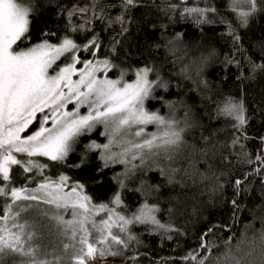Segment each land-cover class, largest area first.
<instances>
[{
  "label": "snow or ice",
  "instance_id": "snow-or-ice-1",
  "mask_svg": "<svg viewBox=\"0 0 264 264\" xmlns=\"http://www.w3.org/2000/svg\"><path fill=\"white\" fill-rule=\"evenodd\" d=\"M121 2L125 10L138 4V0ZM96 4L97 0H88L86 4H74L66 9L72 33L89 31L92 20L103 18L95 11ZM157 7L169 19L178 15L201 27L226 24L228 30L222 35L230 38L233 51L240 53L243 44L237 29L246 28L250 18L264 12V0H227L226 11L234 20L221 14L215 0H161ZM34 12L32 0H0V200H3L0 205V264H6L8 257L19 258L13 264H90L97 257L118 256L140 244L138 234L133 231L136 225H143L167 239H172L171 233L183 234L172 219L173 215L180 214L178 197L172 198L175 205L170 201L166 209L158 201L146 199L129 215L121 207L119 193L106 203H96L82 182L66 174L53 178L46 173L50 164L39 158L63 164L76 151L80 137L102 125L101 134L106 142L93 140L86 144L81 164L73 167L83 165L89 152L99 151L100 171L117 164L124 166V171L113 177L121 188H125L126 181L133 179L137 172L146 175L152 170L159 171L172 187L188 188L189 182L205 184L210 201L223 196L225 187L221 180L224 174L217 176L212 172L213 166L206 159L208 150L186 138L192 129L200 126L191 107L183 99L166 100L159 94V90L167 91L170 86L159 67L145 63L135 69H120L118 76L109 78L108 73L117 65L107 55L97 58L103 48L98 34L80 44L72 35L61 37L49 32L39 43L21 47L31 38ZM89 12L91 17L87 15ZM77 15L84 19L73 27L72 19ZM116 21L123 25L124 18L118 16ZM182 37L183 33H176L164 38L163 43L173 57V66L187 61L176 74L210 92L208 81L196 78L202 77L209 62L218 55L217 49L212 48L196 57L184 50L177 56ZM53 39L57 42H52ZM118 43L114 40L111 45L112 56L118 55ZM261 50L264 54V46ZM81 52H87L92 59H81ZM246 59L252 72H264V62ZM224 63L241 67L235 55L228 53ZM73 76L78 78L73 79ZM204 99L215 103L218 117L234 121L232 127L236 134L228 146H239L238 162L250 166V171L236 177L229 185L232 188L229 200L232 222L238 223L239 213L243 211L252 213L255 219V207L249 208L242 201L253 195L252 177H259L261 200L264 201V137L253 157L243 143L250 139L244 133L247 123L244 101L233 97L217 101L211 95H205ZM152 100L161 102L168 109L167 113L147 107L146 102ZM69 104L73 105L72 110H68ZM82 108L87 109V114H81ZM38 113L41 114L40 127L29 133ZM149 125L155 130L148 131ZM210 139L200 136L204 144ZM181 158L185 164L178 165ZM198 164L203 171L197 168ZM13 166L30 174L25 177L26 184L17 187L12 183ZM141 185L140 190L145 191L146 197L151 192H159L161 187L147 185L143 180ZM257 207L264 208V203ZM165 212L167 220L163 218ZM195 212L193 209V214ZM259 219L258 232L249 238L247 229L252 225H245V231L235 244L232 236L220 244L210 239L217 231L231 230V225L209 224L199 235V245L190 250L183 261L186 264H264V216ZM45 231L56 238L51 250L41 243ZM218 248L223 250L216 252ZM129 259L135 262L137 254Z\"/></svg>",
  "mask_w": 264,
  "mask_h": 264
},
{
  "label": "trees",
  "instance_id": "trees-1",
  "mask_svg": "<svg viewBox=\"0 0 264 264\" xmlns=\"http://www.w3.org/2000/svg\"><path fill=\"white\" fill-rule=\"evenodd\" d=\"M86 3L88 0H32L35 12L31 17V38L20 46L42 40L45 38V33L49 32L56 33L61 37L66 34L72 35L80 44L87 42L93 34H98L103 48L97 54V58H104L107 55L117 65V68L109 72L108 76H117L120 69H135L145 63L155 64L161 69L164 78L170 81L169 89L167 91L159 90V94L163 95L166 100L183 99L191 107L196 122L200 126L192 129L186 138L190 142L199 143L200 147L208 150L206 159L213 166L212 172L217 176L223 173L221 180L225 185L223 196L213 197L210 201L209 189L205 184L198 182L193 185L189 182L188 188L172 187L167 185L159 171L152 170L148 171L146 175L137 172L133 179L126 181V187L121 188L113 177L122 173L124 166L117 164L100 171L102 162L99 159V151L89 152L87 161L83 165L73 167V165L81 164V154L85 151L86 144L93 140L98 143H104L106 140L105 136L100 133L101 129L80 137L76 151L71 153L63 164L44 159V162L50 164V168L46 170L48 175L55 178L59 174H66L72 180L82 182L85 185V191L96 203H106L119 193L122 200L121 207L128 214L139 208L146 199L149 202L158 201L161 207L166 209L170 206V201L172 205H175V200L172 198L178 197L180 214L173 215L172 219L183 233L180 235L171 233L172 239H167L159 234L150 233L143 225H136L133 231L140 238L139 245L122 251L118 256L97 257L90 264H186L182 258L199 245V235L209 224L231 225V230L217 231L210 237L218 244L229 236L233 237L232 243L235 244L245 231L247 224L252 225L247 229V236L253 237L261 228L259 218L264 216V208L257 207L264 203L261 200L262 187L259 177L251 178L253 195L242 201L249 208L255 207L256 218L253 219L252 213L243 211L239 213V222L233 223L232 208L229 203L232 188L229 185L233 179L250 171V166L238 162L236 153L239 152V146L234 148L228 146L233 135L236 134L232 127L234 121L223 116L218 117L215 103L204 99V96L211 95L217 101L227 97L244 101L247 117L244 133L250 139L243 143L254 157L261 147V137H264V72L259 70L252 72L246 57H250L256 63L264 62V54L261 50L264 46V12H258L250 18L246 28L237 29L242 36L243 50L240 53H235L230 38L222 35L228 30L226 24L218 23L201 27L191 19H180L178 15L169 19L157 7L161 0H138L136 7L127 10L123 8L121 0H97L95 11L103 18L92 20L88 25L89 31L72 33L68 27L69 20L66 9L74 4L83 5ZM215 3L226 19L234 20V17L226 11L227 0H215ZM87 15L91 17L92 13L89 12ZM118 16L124 18L123 25L116 21ZM83 19L80 15L75 16L72 19V26L75 27L82 23ZM122 28L126 31H122ZM176 33H183L182 43L179 45L181 51L177 52V56L182 55L184 50L189 53V56L196 57L212 48L217 49L218 55L209 62L202 77L196 78L208 81L210 92L176 74L187 61L185 59L173 66L171 63L173 57L163 47L164 38H170ZM114 40L119 41L116 45L118 49L116 56H112L110 51ZM52 42L57 41L53 39ZM158 44L161 46L157 47ZM226 53L235 55L236 60L240 61L241 67H237L235 64H225ZM80 57L81 59H92L87 52H81ZM147 107L153 110L159 109L162 113L168 111L157 100L148 101ZM40 115L37 114V120L29 127V133L37 128ZM37 121L38 123H36ZM98 126L100 125L96 127ZM154 130V126L149 125L148 131ZM201 135L211 137L210 141L204 144L200 141ZM183 164L185 161L181 158L178 165ZM197 168L200 171L204 170L200 164L197 165ZM28 175L30 174L24 173L20 167L13 166L12 183L17 187L24 185L27 183L25 177ZM196 179L199 181V177ZM142 180L146 181L147 185H161L159 192H151L146 197L145 191L140 190ZM205 183L210 184L211 182ZM2 204L3 200H0V205ZM193 209L196 210L195 214H193ZM163 218L164 220L168 219L167 212L163 214ZM55 240L54 235H49L45 231V238L41 243L47 248H51ZM222 250V248H218L215 251ZM133 254H137L135 262L129 259ZM18 259L8 257L6 264H13V261Z\"/></svg>",
  "mask_w": 264,
  "mask_h": 264
},
{
  "label": "rangeland",
  "instance_id": "rangeland-1",
  "mask_svg": "<svg viewBox=\"0 0 264 264\" xmlns=\"http://www.w3.org/2000/svg\"><path fill=\"white\" fill-rule=\"evenodd\" d=\"M41 40H38V41H36V42H33V43H30V44H27V45H25V46H31V45H33V44H36V43H39ZM25 46H21V47H25ZM77 67H80V65H77ZM118 76V75H117ZM116 77V76H115ZM115 77H111V76H109V78H115ZM78 77H76V76H73V79H77ZM127 79V78H126ZM146 106H147V102H146ZM72 108H73V105H71V104H69L68 105V110H72ZM81 114H87V109L86 108H82L81 109ZM36 123H38V121L36 122ZM101 126V127H100ZM100 126H98V127H96L93 131H97V130H99V129H101L100 130V133H102L103 131H104V128H103V126L102 125H100ZM40 127V125L38 124L37 125V128L34 130V131H36L38 128ZM33 131V132H34ZM22 135H24V134H22ZM104 139H106V138H104ZM106 142V140H104V143ZM39 159H41V161L42 162H44V159H46V158H39ZM248 172V171H247ZM130 215V214H129ZM150 232V231H149ZM150 233H152V232H150ZM49 250H51V248H48Z\"/></svg>",
  "mask_w": 264,
  "mask_h": 264
}]
</instances>
